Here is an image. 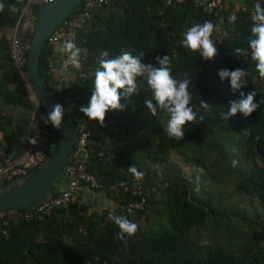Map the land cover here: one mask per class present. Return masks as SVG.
<instances>
[{"label": "trees", "instance_id": "trees-1", "mask_svg": "<svg viewBox=\"0 0 264 264\" xmlns=\"http://www.w3.org/2000/svg\"><path fill=\"white\" fill-rule=\"evenodd\" d=\"M0 3L5 5L0 12L3 162L17 158L24 149L32 102L24 64L19 69L11 63L6 34L16 25L26 0ZM228 3L218 16L203 11L202 3L193 0H108L97 5L76 32L77 46L86 49L81 53V68L67 73L59 87L45 71L46 56L52 49L44 42L38 60L40 79L63 107L62 99L70 97L73 113L83 117L87 133L84 168L99 182L89 190L101 193L113 206L95 209L78 202L30 217L18 209L1 221L5 233H0V264H264V104L247 118L237 113L223 120L219 115L227 111L229 100L240 98V91L256 89L254 102H259L264 96V79L255 73L250 56L239 59L233 54L236 47L248 48L251 15L234 8L232 0ZM260 3L264 7V1ZM13 4L19 11H10ZM42 4L29 5L26 17L30 23L17 25L15 33L26 43L32 32L33 11ZM233 13L237 20L230 23L228 17ZM217 18L226 33L216 42L219 54L214 59L204 61L182 47L187 28L205 21L215 26ZM213 36L214 31L212 40ZM104 50L110 56L129 51L142 56L146 64H155L156 56L169 55L173 76L183 79L187 74L192 79L189 90L198 115L185 128L181 141L167 137L165 114L152 117L148 113L143 101L151 98V93L142 79L140 96L127 103L122 99L124 110L108 111L103 127L84 117L79 109L90 99L97 61ZM236 68L250 72L249 85L233 93L230 81H221L218 72ZM201 100L211 109L200 108ZM46 127L55 136L53 127ZM56 151L55 137L54 146L45 152L46 160ZM233 160L238 162L235 167ZM131 165L145 173L143 180H134L127 170ZM21 180L2 179L0 186ZM64 183L61 175L47 197L57 194ZM140 197V208L130 212L122 208ZM110 212L138 225L127 247L115 238L118 228L109 218Z\"/></svg>", "mask_w": 264, "mask_h": 264}, {"label": "clouds", "instance_id": "clouds-1", "mask_svg": "<svg viewBox=\"0 0 264 264\" xmlns=\"http://www.w3.org/2000/svg\"><path fill=\"white\" fill-rule=\"evenodd\" d=\"M9 8L13 13L19 11L15 4L10 5ZM253 8L254 11L250 18V35L247 37L248 48L236 47L232 51L239 59L250 56L251 61L254 63L255 73L260 79H264V7H262L260 0H256ZM4 9L5 5L0 3V12H3ZM228 20L230 23H235L237 20L236 14H231ZM214 30L215 26L211 21L195 24L187 28L183 33V39L180 44L189 52L197 53L200 59L210 61L219 54L218 48L215 46L216 42L211 39ZM55 50L66 54L67 59L65 62L67 64H71L76 69L81 68V53H86V49L78 47L74 40H65L62 44H58ZM97 63L99 66L94 73L95 78L90 99L86 106L80 107L79 111L89 120L98 121L101 127L105 124L108 111L124 110L125 104L121 103L122 99L127 103L133 96H140L142 88V84L139 82L140 79L146 82V90L151 93V98L143 101L148 113L152 117H156L158 113H163L168 117L166 135L170 140L181 141L185 135V128L197 120L198 114L192 104L193 92L189 90L192 79L187 74H185L183 79H176L173 76L172 60L169 55L156 56L155 64H146L142 62V56H134L129 51L122 50L118 55L110 56L109 52L104 50L100 53ZM218 75L221 81L226 79L230 81V88L233 93L249 85L248 77L250 72L245 68H236L231 71L221 69ZM257 94L256 89L248 93L240 91V98L238 100H229L227 111H221L219 113L220 118L229 120L235 117L237 113L242 114L244 118L249 117L261 104H264V96L259 102H254ZM29 98L31 102L35 100L30 95ZM199 106L205 111L211 109L203 100L200 101ZM64 113L65 106L63 107V105L57 103L47 115L42 114L40 119L46 126L51 125L54 129L59 130ZM199 119L203 122L204 116L200 115ZM256 139L259 140V136ZM37 142L38 138L29 139V143L33 145L37 144ZM237 163V161L233 160V167ZM127 170L132 174L136 182L143 180L145 176V173L138 170L134 165L129 166ZM122 186L124 185L122 184ZM138 186L139 184L137 183ZM109 218L118 228L115 238L127 247L129 239L138 231V225L125 216H117L111 212L109 213Z\"/></svg>", "mask_w": 264, "mask_h": 264}, {"label": "built area", "instance_id": "built-area-1", "mask_svg": "<svg viewBox=\"0 0 264 264\" xmlns=\"http://www.w3.org/2000/svg\"><path fill=\"white\" fill-rule=\"evenodd\" d=\"M52 0H26L25 8L20 13L16 25L11 29L8 36V49L11 63L21 68L24 64L28 43L22 41L17 37L15 31L17 25L21 24L22 27L30 23V18L26 17L27 7L34 3H46ZM108 0H83L75 14L69 18L63 19L46 37L45 44L48 45L52 52L46 56L45 71L52 78L53 85L59 87L64 80L67 73L76 69L71 64H67L66 54L57 52L56 46L62 44L65 40L71 39L76 43V32L80 29L84 21L92 14L95 6L104 4ZM230 0H205L202 3V10L212 12L214 16H218L220 12L227 10ZM234 8L248 12L250 15L254 11L253 5L256 0H251L247 4L244 0H232ZM264 0H260L262 2ZM220 17V16H219ZM225 30L220 26V19L217 18L215 24L213 40L219 42L225 35ZM65 110L72 117L74 127L76 130V140L74 141L73 148L69 152V157L63 167V177L65 179L64 187L54 196L45 197L41 202L36 205L22 210L20 213L24 217L31 215H43L48 213L55 206H66L68 204L78 203L77 188L84 185L87 188H96L99 182L94 175L84 168L85 142H86V128L83 117L73 114V103L70 97L62 99ZM43 114L37 101L32 100V106L29 112L27 140L22 153L13 160H6L0 162V180L12 179L13 177H24L28 175L31 170L39 167L45 160V152L54 146V136H52L46 125L40 119ZM38 138L37 144L29 143V139ZM80 184V185H79ZM143 198L140 197L139 201H133L122 206L127 212L140 208ZM18 209L8 207L0 209V233H5V229L1 225L2 219L16 213ZM19 212V211H18Z\"/></svg>", "mask_w": 264, "mask_h": 264}, {"label": "water", "instance_id": "water-1", "mask_svg": "<svg viewBox=\"0 0 264 264\" xmlns=\"http://www.w3.org/2000/svg\"><path fill=\"white\" fill-rule=\"evenodd\" d=\"M83 0H52L33 11L32 32L24 61V78L31 97L42 107L45 115L58 102L44 87L39 73L38 60L47 35ZM57 151L28 177L19 183L0 186V209L13 207L24 209L41 202L50 193L53 185L63 174L69 152L76 140V130L70 114L65 110L62 125L54 129Z\"/></svg>", "mask_w": 264, "mask_h": 264}, {"label": "crops", "instance_id": "crops-1", "mask_svg": "<svg viewBox=\"0 0 264 264\" xmlns=\"http://www.w3.org/2000/svg\"><path fill=\"white\" fill-rule=\"evenodd\" d=\"M193 1L196 4H199V3L201 4L205 0H193ZM77 192H78L79 199L82 200L83 203L89 204L92 208L97 209V207H94L93 205L94 204H96V205L100 204L101 205V202L103 204L105 203L106 205L112 204V206H113V202L111 200H109L108 198H106L104 195L102 196L101 194H99L97 192H93L84 186H79L77 188Z\"/></svg>", "mask_w": 264, "mask_h": 264}, {"label": "rangeland", "instance_id": "rangeland-1", "mask_svg": "<svg viewBox=\"0 0 264 264\" xmlns=\"http://www.w3.org/2000/svg\"><path fill=\"white\" fill-rule=\"evenodd\" d=\"M10 31H11V30H8V29H7V30H6V34L9 35V34H10ZM26 85H27V84H26ZM27 88H28V86H27ZM28 94H29L30 96L32 95V94H31V91L29 90V88H28ZM99 194H101V193H99ZM101 195H102V194H101ZM102 196H103V195H102ZM107 203H108V202H107ZM102 204H103V203L101 202V205H100V204H97V205L94 204L93 206H94V207H97V209H99V208H101V207H104V208H105V207H111V206H112V204H110V205H106L105 203H104L103 205H102Z\"/></svg>", "mask_w": 264, "mask_h": 264}, {"label": "flooded vegetation", "instance_id": "flooded-vegetation-1", "mask_svg": "<svg viewBox=\"0 0 264 264\" xmlns=\"http://www.w3.org/2000/svg\"><path fill=\"white\" fill-rule=\"evenodd\" d=\"M16 179H19V177H18V178H16Z\"/></svg>", "mask_w": 264, "mask_h": 264}]
</instances>
